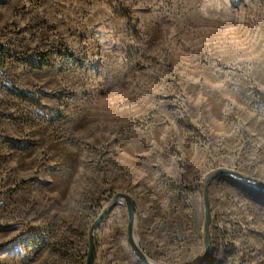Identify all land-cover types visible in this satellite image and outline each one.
I'll return each instance as SVG.
<instances>
[{
  "label": "rangeland",
  "instance_id": "1",
  "mask_svg": "<svg viewBox=\"0 0 264 264\" xmlns=\"http://www.w3.org/2000/svg\"><path fill=\"white\" fill-rule=\"evenodd\" d=\"M219 168L264 182V0H0V264H86L117 193L153 261L195 264ZM209 199L205 264H264V188ZM95 264H144L125 202Z\"/></svg>",
  "mask_w": 264,
  "mask_h": 264
},
{
  "label": "water",
  "instance_id": "2",
  "mask_svg": "<svg viewBox=\"0 0 264 264\" xmlns=\"http://www.w3.org/2000/svg\"><path fill=\"white\" fill-rule=\"evenodd\" d=\"M220 175H231L242 180L257 183L261 187L264 188V182L247 176L239 171L232 170L229 168H219L216 170L206 181L205 189H204V198H205V226H204V244L205 249L204 253L200 260H198L195 264H205L211 251L212 237H211V222H212V214H211V206L209 199V185L210 182ZM121 202H125L128 209V242L131 245L133 251L138 256V258L144 264H157L153 261L147 253L142 249L138 236L135 235V226H136V205L133 198L125 193H117L113 199V202L97 217V219L93 222L90 231H89V248L87 255L86 264H95V233L101 227L106 217L110 214L113 208Z\"/></svg>",
  "mask_w": 264,
  "mask_h": 264
},
{
  "label": "trees",
  "instance_id": "3",
  "mask_svg": "<svg viewBox=\"0 0 264 264\" xmlns=\"http://www.w3.org/2000/svg\"><path fill=\"white\" fill-rule=\"evenodd\" d=\"M124 15H126V16H128L129 17V21H130V24H131V15L129 14V13H127V12H125L124 13ZM18 60H20V61H24V60H28V61H30V59H29V57H19V56H17L16 57ZM13 93L15 94V95H17L18 97H20V98H22V99H27V100H37L34 96H31V95H29V93L27 92V91H23V90H18V89H15L14 91H13Z\"/></svg>",
  "mask_w": 264,
  "mask_h": 264
}]
</instances>
